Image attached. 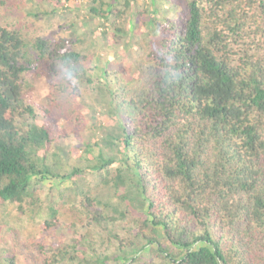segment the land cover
Instances as JSON below:
<instances>
[{"label": "trees", "instance_id": "16d2710c", "mask_svg": "<svg viewBox=\"0 0 264 264\" xmlns=\"http://www.w3.org/2000/svg\"><path fill=\"white\" fill-rule=\"evenodd\" d=\"M151 1L130 29L132 0L87 3L104 35L115 32L112 47L126 37L128 68L91 53V44L80 48L3 17L18 1L0 0V213L12 204L21 215L45 209L50 233L62 228V215L70 218L72 239L38 245L39 264H264V0ZM38 4V16L51 13ZM30 76L68 98L97 88L119 118L103 140L116 154L96 155L84 139L86 155L72 166L64 136L48 124L60 103L30 101ZM48 179L70 185L41 202L36 183ZM128 216L131 240L111 228ZM11 233L15 250L34 246ZM147 246L162 262L139 255ZM0 264L18 257L2 253Z\"/></svg>", "mask_w": 264, "mask_h": 264}, {"label": "rangeland", "instance_id": "374dc122", "mask_svg": "<svg viewBox=\"0 0 264 264\" xmlns=\"http://www.w3.org/2000/svg\"><path fill=\"white\" fill-rule=\"evenodd\" d=\"M15 1H18L16 2L18 7L2 11L3 17L23 18V22L31 25L32 32L38 33V35H46L50 38L62 37L69 43L72 40L73 43H76L75 45L80 48L86 49L88 48L86 46L91 44V53L95 52L101 55L104 60H109L119 64V66L130 67L129 47H127V49L124 47L126 37L124 38V42L112 47L117 36H115V32L113 31L107 32V36L104 35L103 29L99 27L97 22L88 17V9L86 6L89 0H37L40 5L37 4L40 6L39 8L42 12L46 13L48 10H51L50 14L47 13L46 15L39 16L37 15L39 10L35 2L31 0ZM153 1L157 2V0H152L151 2ZM147 2L148 0H132L133 11L131 10L128 16L130 17L129 29L131 28V24L135 22L138 12L144 8L143 4H147ZM157 6L161 9L158 12L160 15L163 9L160 4ZM172 16V14H169V17ZM158 22H160L159 19L157 20V23ZM128 37H130L131 43H135L139 39V32L134 31L133 34ZM83 39H86L85 43H78ZM137 51V47L134 46L132 50V54L135 57L134 59L139 57ZM140 77L141 72L136 69L131 76L132 81L130 80L128 82V86L132 89L136 88L139 84L137 78ZM133 78H135V82ZM59 80L60 78H58L57 82H59ZM29 83L31 89L30 101L33 103L40 106L49 105L48 99L50 97L47 99V96H55V105L60 103V106L57 107L58 111H54V115L52 119L48 121V124L53 131L60 134L62 137L64 136L62 141L69 146L67 150L70 153L72 166H77L80 158L86 155L85 148L82 146L84 139L91 144V148L96 155L100 152L106 155L116 154L112 149L110 150L109 147H107L106 142L103 140L110 135H115L118 131L119 118L110 115L108 109H105V107L101 105L102 94L99 93L100 91L97 88L94 86L90 88L81 87L77 95L75 94L73 97L68 98L60 94L52 95V92L49 90L48 82L43 77L30 76ZM72 110L75 111L72 112ZM38 124L41 125L42 121L38 122ZM79 166L81 167V165ZM120 166V162L115 164V167L120 168ZM85 183L91 186L98 185V182H96L93 177H88ZM69 185L70 183L68 182L60 183L56 179L38 181L36 183V198L39 197L41 202H44L48 199L50 191L55 192L56 190L67 188ZM97 191H100V189ZM17 206V204L9 205L5 213H0V254L16 255L19 264H39L42 255L39 254L38 245L54 248L72 239L74 234L64 229V225L69 224L71 221L67 215L61 216L63 222L62 228L54 229V232L50 233L45 230L43 225L46 216L45 209H42L36 215L33 214L32 208H30L26 214L21 215L17 212ZM113 210L114 208H112L108 214L112 215L110 212ZM140 212L139 210L134 213L138 216ZM131 219L132 218L128 216L125 221L121 223L117 222L115 225H112L111 228L113 232H118V234L124 236L125 239H133L136 230L134 222H132ZM12 229H14L17 234H20V239L23 243L34 244L31 250L14 249L11 233ZM93 231L102 232L99 228H93ZM137 241L139 240L136 239V242ZM106 247H108L107 244L103 249ZM135 250L136 249L123 254L124 259H126V257H134L137 254ZM139 255L144 256L145 259H151L153 257L152 259L155 258L157 262H162L160 257H154L153 246H147L145 251H142Z\"/></svg>", "mask_w": 264, "mask_h": 264}]
</instances>
